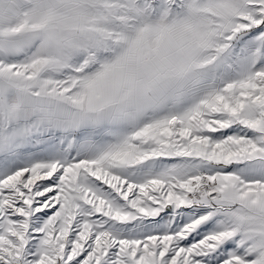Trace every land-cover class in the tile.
<instances>
[{
  "label": "snow or ice",
  "instance_id": "6c2138e0",
  "mask_svg": "<svg viewBox=\"0 0 264 264\" xmlns=\"http://www.w3.org/2000/svg\"><path fill=\"white\" fill-rule=\"evenodd\" d=\"M0 264H264V0H0Z\"/></svg>",
  "mask_w": 264,
  "mask_h": 264
}]
</instances>
